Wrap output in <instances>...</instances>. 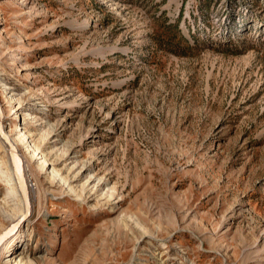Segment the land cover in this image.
Masks as SVG:
<instances>
[{
	"label": "rangeland",
	"instance_id": "1",
	"mask_svg": "<svg viewBox=\"0 0 264 264\" xmlns=\"http://www.w3.org/2000/svg\"><path fill=\"white\" fill-rule=\"evenodd\" d=\"M0 84L25 264H264V0H0Z\"/></svg>",
	"mask_w": 264,
	"mask_h": 264
},
{
	"label": "bare ground",
	"instance_id": "2",
	"mask_svg": "<svg viewBox=\"0 0 264 264\" xmlns=\"http://www.w3.org/2000/svg\"><path fill=\"white\" fill-rule=\"evenodd\" d=\"M19 54L20 52H16V56H14L11 60L18 58L20 56ZM0 86L3 87V84H0ZM6 99H9V98H6ZM16 115H17V111L15 110L11 114H8V115L4 114L2 110V104L0 103V146L3 148V151H4V156H2L0 159V177H2L3 181L5 182L4 184L8 187L5 195L7 196V198H9L11 202H15V204L18 207L17 211H15L14 213H10L9 211L6 210V208H4L3 206H0V212L3 215V217L10 220L9 226L10 225L14 226L13 228L9 230L7 228L6 230H4L2 234H0L1 235L0 236V260H4L10 256H13L12 257L13 264H25L26 260L24 261L23 257H17L15 254L17 253V247L22 246V244L28 239L25 234L24 229L22 228L24 224L21 222L23 218L25 217L24 215H27V216L29 215L30 208L28 212L25 214L23 201L19 194L20 191H19V187L16 181V175L13 171L12 162L10 161V154L12 152H15L20 159V166H21L23 178L26 184L29 203L31 201H30V197L28 194V190H30V188L33 186V183H30V181L28 180L25 161L22 156V153H20L19 151V149L21 148L20 146L23 145V143H25L24 141H26L27 135L25 134V132L22 131V129H18V125L15 126L16 128L14 129L13 133H11V130L7 129L6 124L4 122L6 118L9 120H15L17 117ZM2 132L4 133V136H5L4 138L2 137L3 136L1 134ZM6 140L8 141L9 145L8 143H6ZM32 148L34 152L37 149L36 147H33V146ZM43 157L45 158V156ZM43 161H45V159H43ZM51 176L52 177L58 176V170L52 169ZM61 179L63 180L64 178H61ZM14 230L16 231L14 232ZM53 237L54 238L51 240V242L58 239V236H53ZM6 262L11 264V262L8 260H6Z\"/></svg>",
	"mask_w": 264,
	"mask_h": 264
},
{
	"label": "water",
	"instance_id": "3",
	"mask_svg": "<svg viewBox=\"0 0 264 264\" xmlns=\"http://www.w3.org/2000/svg\"><path fill=\"white\" fill-rule=\"evenodd\" d=\"M3 136V138L5 137L4 136V133L2 132L1 133ZM6 143H8V141L6 140ZM9 145V143H8ZM10 161L12 162V166H13V171L16 175V181H17V184H18V187H19V194H20V197L22 198V201H23V205H24V212L25 214L28 212L29 208H30V203H29V199H28V195H27V189H26V184H25V181H24V178H23V174H22V169H21V166H20V159L18 157V155L15 153V152H12L10 154ZM25 217L23 218V222L26 220V218L28 217L27 215H24ZM14 226L13 225H10L8 227V230L13 228ZM1 236V235H0Z\"/></svg>",
	"mask_w": 264,
	"mask_h": 264
}]
</instances>
